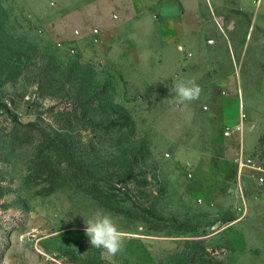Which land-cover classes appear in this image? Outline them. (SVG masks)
<instances>
[{
	"label": "rangeland",
	"instance_id": "obj_1",
	"mask_svg": "<svg viewBox=\"0 0 264 264\" xmlns=\"http://www.w3.org/2000/svg\"><path fill=\"white\" fill-rule=\"evenodd\" d=\"M0 5L20 54L15 67L0 54V101L8 108L0 104V264H264V229L258 243L244 241L229 225L235 201L222 208L203 189L208 177L219 187L226 180L223 169L214 176L211 169L205 172V165L218 164L212 154L202 155L203 162L188 161L194 157L189 146L165 144L180 141L181 132L169 139L171 131L148 122L126 81L123 42L95 43L110 26L124 36L125 21L99 18L91 1ZM255 54L256 48L249 50L240 66L248 117L239 148L246 151L251 143L257 165L264 161V59H249ZM138 70L146 73V67ZM105 82L113 104L130 114L132 128L122 125L111 104L98 103ZM254 118L257 125L251 126ZM198 148L208 151L206 145ZM67 155L95 176L110 177L115 211L73 186L47 194L36 178V162L51 157L58 167H69ZM127 170L136 178L123 182ZM97 210L110 213L124 233V248L114 257L92 248L85 235V221Z\"/></svg>",
	"mask_w": 264,
	"mask_h": 264
},
{
	"label": "crops",
	"instance_id": "obj_2",
	"mask_svg": "<svg viewBox=\"0 0 264 264\" xmlns=\"http://www.w3.org/2000/svg\"><path fill=\"white\" fill-rule=\"evenodd\" d=\"M77 1L96 3L99 18L125 21L124 36L118 27L110 26L94 38L95 43L101 47L123 42L126 81L130 83V93L140 99L148 122L155 128L171 131L169 139L174 132H181L180 141L165 144L189 146L192 156H200L188 161L203 162L202 155L212 154L218 164L214 169L205 165V172L211 169L214 176L218 168L223 169L226 180L224 187H219L208 177L204 179L203 189L222 208L235 201L236 206L231 208L235 217L229 225L235 227L244 241L258 243L257 234L264 229V161L257 164L261 170L240 167L236 162L238 156L253 158L251 143L244 146L246 151H240L244 128L241 137L240 133L226 137L224 132L242 122L244 95L240 66L254 48L257 54L249 59H264V0ZM164 9L168 12L162 15ZM107 34L115 37L109 39L105 37ZM139 66L146 67L144 75H140ZM178 76L196 80L203 89L199 100L175 105L169 87ZM261 104L264 106V102ZM255 122L254 118L250 125H257ZM197 145H206L208 151L195 149ZM231 165L235 180L229 185L227 171ZM254 246L258 250L263 248Z\"/></svg>",
	"mask_w": 264,
	"mask_h": 264
},
{
	"label": "trees",
	"instance_id": "obj_3",
	"mask_svg": "<svg viewBox=\"0 0 264 264\" xmlns=\"http://www.w3.org/2000/svg\"><path fill=\"white\" fill-rule=\"evenodd\" d=\"M4 11L0 5V54L4 55L11 61V67H15L14 60L17 59L20 54L18 49L15 47V40L13 35L7 30L6 24L3 23ZM109 83L105 82L99 87L98 103L107 102L111 104L112 109L122 119V125L125 128H132L134 126L130 114L122 107L113 104L109 97ZM1 100V99H0ZM2 106L8 110L5 103H1ZM53 143H55L53 141ZM143 153V149L140 148L139 154ZM125 155V153H124ZM68 156L69 167H58L54 163V159L51 157H41L36 163L35 171L37 172L36 177L40 182L47 185V194L53 193L56 190L62 189L67 186H73L78 192L83 195L90 196L96 200L99 205L105 209L115 211L114 199L112 190L115 189L114 185L110 183L111 179L105 175L103 177L95 176L91 171L86 170L85 167L77 162V158L73 155ZM58 158V157H57ZM136 155L134 160H137ZM136 163V162H135ZM134 163V164H135ZM75 169L74 167H78ZM133 170H127L126 174L120 179L123 182L131 179H135ZM110 179V181H109ZM71 182V183H69ZM71 184V185H69Z\"/></svg>",
	"mask_w": 264,
	"mask_h": 264
},
{
	"label": "clouds",
	"instance_id": "obj_4",
	"mask_svg": "<svg viewBox=\"0 0 264 264\" xmlns=\"http://www.w3.org/2000/svg\"><path fill=\"white\" fill-rule=\"evenodd\" d=\"M178 10V9H177ZM168 9L162 12L166 14ZM203 89L195 79H181L179 76L169 87V94H174L177 107L200 99ZM85 235L92 248L102 249L103 253L114 257L124 248V233L112 215L104 210H97L85 221Z\"/></svg>",
	"mask_w": 264,
	"mask_h": 264
},
{
	"label": "built area",
	"instance_id": "obj_5",
	"mask_svg": "<svg viewBox=\"0 0 264 264\" xmlns=\"http://www.w3.org/2000/svg\"><path fill=\"white\" fill-rule=\"evenodd\" d=\"M246 119V115L243 113L241 116L242 122L237 125L236 127L227 128L224 132V135L226 137L232 136L234 133H240L242 132L244 128L243 121ZM236 162L239 164L240 167H249L256 170H261L256 164H253L251 159H244L241 155L236 158Z\"/></svg>",
	"mask_w": 264,
	"mask_h": 264
}]
</instances>
